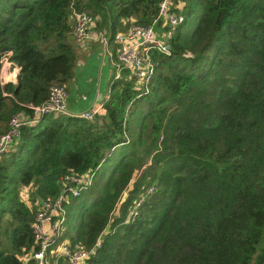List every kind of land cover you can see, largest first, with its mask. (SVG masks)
<instances>
[{"label":"trees","instance_id":"obj_1","mask_svg":"<svg viewBox=\"0 0 264 264\" xmlns=\"http://www.w3.org/2000/svg\"><path fill=\"white\" fill-rule=\"evenodd\" d=\"M171 1L182 20L168 52H152L146 91L112 78L103 112L22 123L0 153V264H36L38 203L87 169L59 235L86 248L99 237L83 264H264V0ZM158 2L0 0V58L18 67L0 79V133L71 78L70 4L110 39L130 18L149 23Z\"/></svg>","mask_w":264,"mask_h":264},{"label":"built area","instance_id":"obj_2","mask_svg":"<svg viewBox=\"0 0 264 264\" xmlns=\"http://www.w3.org/2000/svg\"><path fill=\"white\" fill-rule=\"evenodd\" d=\"M171 3V0H159L157 13L149 23L141 24L130 18L126 26L113 33L111 37L115 45L111 62L114 68L113 78L133 77L136 88L143 85V91L147 90V82L154 68L151 54L153 51L168 52L166 38L182 20V15L171 9ZM69 7L68 19L77 44L89 40L106 42L108 35L104 30L96 28L97 17L83 9L75 8L72 4ZM158 27L165 29L159 31ZM0 61L1 71L5 64L8 66L9 61L5 55L1 56ZM122 70L124 73L121 72ZM66 94L63 84H52L49 86L45 99L37 104L29 105V115L18 113L11 116L7 129L0 133V153L6 152L18 138L19 126L22 123L34 122L45 114L69 115L66 110ZM101 109L104 108L98 104L74 115L91 119L94 113ZM91 175L92 172L88 169L81 173L76 171L63 173L60 176L61 188L58 194L38 203L31 225L34 246L30 254L36 264H57L60 257L69 264H83L85 258L94 252V245L98 243L99 237L89 248L79 242H70L64 237H59L65 219L64 203L70 196L79 195L90 184ZM150 190L151 187L147 189V192ZM141 199L142 196L135 201V206Z\"/></svg>","mask_w":264,"mask_h":264},{"label":"crops","instance_id":"obj_3","mask_svg":"<svg viewBox=\"0 0 264 264\" xmlns=\"http://www.w3.org/2000/svg\"><path fill=\"white\" fill-rule=\"evenodd\" d=\"M74 47L76 57L72 75L65 86L66 110L69 115L95 107L106 98L115 50V45L109 37L105 43L96 40L82 44L74 42ZM17 71V66L5 64L0 71L1 82H14ZM103 111L104 109H101L99 112Z\"/></svg>","mask_w":264,"mask_h":264},{"label":"rangeland","instance_id":"obj_4","mask_svg":"<svg viewBox=\"0 0 264 264\" xmlns=\"http://www.w3.org/2000/svg\"><path fill=\"white\" fill-rule=\"evenodd\" d=\"M101 29V28H100ZM164 27L162 28V29H160V27H158V30L160 31H164ZM74 36V35H73ZM74 40H75V38H74ZM112 70H111V74H110V78H109V82L112 80V78H113V74H114V68H113V66H112V68H111ZM68 83V82H67ZM66 83V84H67ZM66 84H65V86H66ZM136 84V83H135ZM134 84V85H135ZM66 88V87H65ZM69 113V112H68ZM118 150V147H116L115 148V150L114 151H117ZM19 194H20V196H21V198L25 201V203L26 204H30V201H29V199H28V189H27V187L26 186H23V187H21V189H20V192H19ZM68 199V198H67ZM87 203H88V200H86V205H87ZM85 205V204H84ZM114 214V213H113ZM22 259L23 260H25V262H26V259H27V256L26 255H23L22 256Z\"/></svg>","mask_w":264,"mask_h":264},{"label":"water","instance_id":"obj_5","mask_svg":"<svg viewBox=\"0 0 264 264\" xmlns=\"http://www.w3.org/2000/svg\"><path fill=\"white\" fill-rule=\"evenodd\" d=\"M41 118V117H40Z\"/></svg>","mask_w":264,"mask_h":264}]
</instances>
